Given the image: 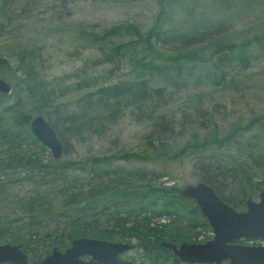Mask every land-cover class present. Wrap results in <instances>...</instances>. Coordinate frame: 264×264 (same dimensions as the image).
Masks as SVG:
<instances>
[{
    "label": "trees",
    "instance_id": "1",
    "mask_svg": "<svg viewBox=\"0 0 264 264\" xmlns=\"http://www.w3.org/2000/svg\"><path fill=\"white\" fill-rule=\"evenodd\" d=\"M8 1L10 4L13 0ZM156 1L158 11L145 30L140 31L129 22H120L103 29L100 35H91L90 42L101 41L102 59L113 62L106 69V75L90 74L80 68L72 72L71 75H77V78L71 82H64L63 76L47 79L40 68L39 46L35 42L31 46L15 49L17 57L12 65L17 70V77L14 81L21 84L19 89L24 96L16 94L9 98L11 92L0 93V178L11 166L46 172L47 163L29 147L36 144L44 148L28 127L31 110L57 109L62 127L56 119L49 121L50 125L57 136L62 129H66L67 136L76 140L103 134L126 109L136 120H149V131L135 148L84 155L77 166L86 164L87 167L83 168L85 177L62 178L64 185H60L57 191L63 194V198L58 206L65 207V211L69 212L64 225L47 234L52 242L45 245L50 248L41 252L42 255L29 247L30 236L35 234L29 231L30 223L11 228L0 221V240L20 243L32 263L53 246L61 250L72 238L88 236L132 244L131 249H139L140 264H186L179 262L169 249L159 246V243L202 242L210 237L200 235L204 229L210 231L205 219L200 224L185 219L184 213L190 209L184 203L194 201L180 196V188L154 183L162 170H147L141 166L121 164L120 161L152 163L158 158L172 161L193 156L197 180L211 186L223 201L235 209L243 207L245 198L254 191L264 190V134L257 131L245 134L248 130L264 126V113L244 122L237 117L222 126L217 122L214 111L202 103H192L202 99V94L194 92L185 94L186 100L191 102L187 108L191 106L192 111H183L180 119H173V115L161 110L162 106L170 103L173 94L178 93L172 86H177L184 80L182 75L190 72L182 60L191 58L197 49L191 47L184 50V46L210 37L217 29L200 24L208 20L207 16L198 12L190 14L189 8L180 3L184 7L182 20L186 24L166 30L160 25V18L166 12L165 6L162 0ZM6 3V0H0L3 13ZM222 5L228 7L230 2L222 0ZM198 15L202 18L198 19ZM8 16L9 19L15 17L12 13ZM262 27L264 24L257 25V29ZM108 36L122 39L109 45L103 44ZM3 42L1 39L0 48L4 47ZM213 45L214 48L222 45L217 51H231L236 45L264 48V28L249 37H242L239 43L233 40L219 43L215 40ZM124 56L125 64L121 65ZM240 59L247 60V57ZM5 64L4 52L0 50V73H3ZM115 71H120L119 75H115ZM223 73V69L213 72L210 80L220 79ZM64 76L66 78L69 74ZM71 92L77 93L71 101L61 99ZM234 144L236 150L229 152ZM64 165L75 167L70 160ZM62 166L56 164L49 172L57 175L65 169ZM226 181L235 184V196L222 194L228 186ZM2 183L3 179L0 180V191ZM44 204L45 196L35 193L19 196L7 204L0 200V212L7 214L9 207H14L20 212L16 216L18 220H31L45 211ZM191 209L200 214L195 203ZM162 217L167 221L154 220ZM197 226L200 230H196ZM131 259L133 264L134 258Z\"/></svg>",
    "mask_w": 264,
    "mask_h": 264
},
{
    "label": "rangeland",
    "instance_id": "2",
    "mask_svg": "<svg viewBox=\"0 0 264 264\" xmlns=\"http://www.w3.org/2000/svg\"><path fill=\"white\" fill-rule=\"evenodd\" d=\"M6 1L5 13L0 9V40H4V47L0 50L4 52L6 59L4 71L0 73V76L11 84L9 98L15 97L16 94L24 96V92L19 89L21 84L14 81L17 77V70L13 69L14 64L12 63L16 62L15 49L17 47L29 44L31 46L32 42L39 46L40 68L47 79L63 76L64 82H71L77 78V75H71L72 72L80 68L90 74L106 75V69L113 62L102 59L99 49L101 41L90 42L91 35H100L103 29L120 22L132 23L143 31L151 24L158 11L156 0H13L10 4L8 0ZM227 1L230 2L228 7H223L222 0H162L166 11L160 18L162 28L168 30L173 26L180 27L186 24L182 20L184 7H181V3L189 8L190 14L198 12L207 16L208 20H203L199 22L200 24L217 29L210 37L184 46V50L191 47L197 49L191 58L185 57L182 60L184 67L190 72L182 75L184 80L177 86H172L178 93L173 94L169 99V104L161 107V110H165L170 116L173 115V119H180L183 111H188V109L192 111L191 106L187 108L191 102H188L185 96L186 93L191 92L202 94L201 100L196 99L192 103H202L204 107L214 111L217 122L222 126H226L237 117H241V121L244 122L257 114L264 113V48L260 46L245 48L242 45H236L231 51H217L222 48V45L217 48L213 45L215 40L219 43L231 40L239 43L242 37H249L253 33L260 32L264 27L257 29V25L264 24V0ZM215 8H220V10L215 11ZM11 13L15 17L9 19L8 15ZM201 18L202 15H198V19ZM121 39L118 36H108L102 43L109 45ZM155 41L159 44L157 39ZM242 56H246L247 60L240 59ZM125 58L126 56L121 59V65L125 64ZM121 69L124 68L121 67ZM220 69L224 70L222 77L211 81L210 77L213 72L217 73ZM119 73L120 71H115V75ZM66 74L69 76L65 78ZM76 94V92H71L61 99L65 102L71 101ZM35 114L42 115L48 122L55 119L58 121V115H60L57 109L51 111L50 108L41 112L37 110L29 112L30 117ZM262 118L264 121V116ZM58 125L62 127L60 121ZM148 131L149 120H136L129 109H126L100 135L94 134L84 140H76L67 136L66 129H62L61 134L57 136L61 143V152L57 158L52 157L49 149L43 144L42 149L36 144L30 145V149L40 155L44 163H47L46 172H37L29 167H9L4 171L3 178H0V180L3 179L0 200L7 204L11 200L15 201V198L19 196L39 193L45 196L43 209L46 214L44 211L31 220H18L16 217L20 214L18 209L9 207L7 214L0 212V221L11 228L22 225L21 223H30L29 231L35 234L30 236L29 247L36 249V254L42 255L44 250L50 248L45 245L52 242V238H49L47 234L52 233L54 229L59 230L64 225L66 213L69 212L65 211V207L58 206L63 198V194L57 191L60 185H64L62 178L85 177L83 168L87 167L86 164L83 163L81 167L77 166L82 156L101 151H112L117 148H135ZM252 131L264 134V126L248 130L245 134L249 135ZM235 150V144L228 149L229 152ZM191 157L172 161H162L158 158L152 163L142 161H120L119 163L141 166L147 170H162L163 173L156 178L154 183L172 185L179 189L187 183L193 184L197 181L198 174L193 166V156ZM69 160L75 167L64 165ZM56 164H63L62 167L65 168L57 175L49 172L50 168H54ZM226 183L228 186L222 194L235 196V184L231 181H226ZM256 193L254 191L248 196L256 199ZM184 204L190 209L189 212L184 213L185 219L195 224L202 223L204 218L201 214L191 209L194 203L189 201ZM243 207L241 206L240 209ZM159 219L163 220L162 222L167 221L164 217L154 220ZM196 230H200V227L197 226ZM204 234L211 237V229L210 231L202 230L200 235ZM1 242L5 241L0 240ZM242 243L264 244V239L254 238ZM138 252L139 249H131L123 253L122 257L126 259L133 257L134 262L132 263L140 264ZM28 262L32 264L30 258Z\"/></svg>",
    "mask_w": 264,
    "mask_h": 264
},
{
    "label": "water",
    "instance_id": "3",
    "mask_svg": "<svg viewBox=\"0 0 264 264\" xmlns=\"http://www.w3.org/2000/svg\"><path fill=\"white\" fill-rule=\"evenodd\" d=\"M11 91V84L0 76V93ZM28 127L36 139L49 149L52 157L61 152V143L50 123L40 114L30 117ZM179 195L191 199L211 229V237L202 242L162 241L159 246L169 249L186 264H264V244H244L237 240L264 238V190L256 199L246 197L244 208L237 210L223 201L215 190L197 180L180 187ZM133 247L130 243L80 236L68 245L50 251L32 264H131L122 254ZM0 264H29L20 243H0Z\"/></svg>",
    "mask_w": 264,
    "mask_h": 264
},
{
    "label": "flooded vegetation",
    "instance_id": "4",
    "mask_svg": "<svg viewBox=\"0 0 264 264\" xmlns=\"http://www.w3.org/2000/svg\"><path fill=\"white\" fill-rule=\"evenodd\" d=\"M253 238H249L248 240H252ZM259 239H264V238H259Z\"/></svg>",
    "mask_w": 264,
    "mask_h": 264
},
{
    "label": "built area",
    "instance_id": "5",
    "mask_svg": "<svg viewBox=\"0 0 264 264\" xmlns=\"http://www.w3.org/2000/svg\"><path fill=\"white\" fill-rule=\"evenodd\" d=\"M161 221H163V220H161Z\"/></svg>",
    "mask_w": 264,
    "mask_h": 264
}]
</instances>
